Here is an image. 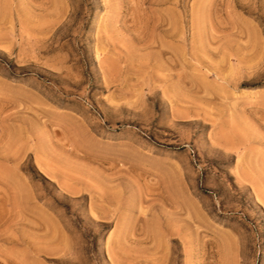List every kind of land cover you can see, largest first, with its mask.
Returning <instances> with one entry per match:
<instances>
[{"label":"rangeland","instance_id":"rangeland-1","mask_svg":"<svg viewBox=\"0 0 264 264\" xmlns=\"http://www.w3.org/2000/svg\"><path fill=\"white\" fill-rule=\"evenodd\" d=\"M0 264H264V0H0Z\"/></svg>","mask_w":264,"mask_h":264}]
</instances>
